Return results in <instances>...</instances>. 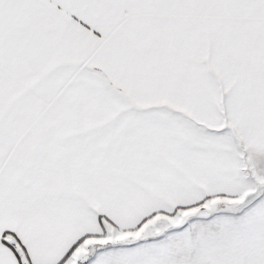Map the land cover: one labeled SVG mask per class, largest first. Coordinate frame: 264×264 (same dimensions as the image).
Here are the masks:
<instances>
[{
  "label": "snow or ice",
  "instance_id": "1",
  "mask_svg": "<svg viewBox=\"0 0 264 264\" xmlns=\"http://www.w3.org/2000/svg\"><path fill=\"white\" fill-rule=\"evenodd\" d=\"M0 264H264V0H0Z\"/></svg>",
  "mask_w": 264,
  "mask_h": 264
}]
</instances>
